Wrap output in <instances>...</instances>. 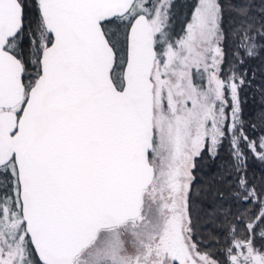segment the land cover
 <instances>
[{
  "label": "snow or ice",
  "instance_id": "snow-or-ice-1",
  "mask_svg": "<svg viewBox=\"0 0 264 264\" xmlns=\"http://www.w3.org/2000/svg\"><path fill=\"white\" fill-rule=\"evenodd\" d=\"M186 7L0 0V264H264V0Z\"/></svg>",
  "mask_w": 264,
  "mask_h": 264
},
{
  "label": "trees",
  "instance_id": "trees-1",
  "mask_svg": "<svg viewBox=\"0 0 264 264\" xmlns=\"http://www.w3.org/2000/svg\"><path fill=\"white\" fill-rule=\"evenodd\" d=\"M191 0H182L181 3L185 6L184 13L187 12L186 5L190 3ZM255 3H258V0H254ZM182 20V18H181ZM182 23V22H181ZM178 26V31L180 26L175 22V27ZM261 43H264L262 41ZM229 59H232L229 56ZM245 68L249 70V78L251 79L252 72H255V79L252 81L253 87L247 91L248 104L246 106V114H251L252 111L258 110L261 107L260 93L255 91L257 86H264V50H262L257 58L249 59L246 61ZM226 155L222 153V156ZM220 161L217 160L213 162L207 158L200 162L201 171L197 173L198 176L207 178L213 172L217 170L216 166ZM257 174H259V166H256ZM223 227L221 218L208 216L205 211L199 212V223L198 230L202 234L201 239L205 242H211L214 238H218L220 235V230Z\"/></svg>",
  "mask_w": 264,
  "mask_h": 264
},
{
  "label": "rangeland",
  "instance_id": "rangeland-1",
  "mask_svg": "<svg viewBox=\"0 0 264 264\" xmlns=\"http://www.w3.org/2000/svg\"><path fill=\"white\" fill-rule=\"evenodd\" d=\"M182 0H177L178 3V19H177V24L180 26V28L182 27V21L184 20V11H185V6L183 5V3H181ZM182 18V20H181ZM179 28L178 26H176V30L178 31Z\"/></svg>",
  "mask_w": 264,
  "mask_h": 264
}]
</instances>
